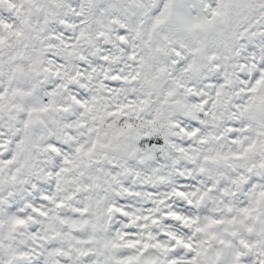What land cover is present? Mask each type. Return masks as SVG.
Returning a JSON list of instances; mask_svg holds the SVG:
<instances>
[{
  "label": "snow or ice",
  "instance_id": "snow-or-ice-1",
  "mask_svg": "<svg viewBox=\"0 0 264 264\" xmlns=\"http://www.w3.org/2000/svg\"><path fill=\"white\" fill-rule=\"evenodd\" d=\"M0 264H264V0H0Z\"/></svg>",
  "mask_w": 264,
  "mask_h": 264
}]
</instances>
